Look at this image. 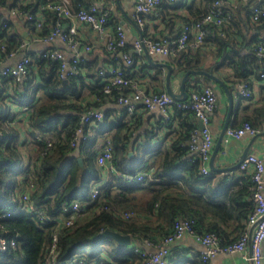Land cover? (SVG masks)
<instances>
[{
    "label": "trees",
    "instance_id": "16d2710c",
    "mask_svg": "<svg viewBox=\"0 0 264 264\" xmlns=\"http://www.w3.org/2000/svg\"><path fill=\"white\" fill-rule=\"evenodd\" d=\"M41 1L0 0V59L23 50L22 42L33 39V34L43 37L50 32L55 17L53 10H43L46 20L41 30L35 26ZM100 1L72 0V5L78 9ZM215 1L202 0L204 6L196 9L183 25L201 18ZM222 1L226 13L230 14L229 21L222 27L209 25L205 42L199 48L184 49L172 57L173 75L203 69L236 85L252 80L264 71V56L258 54L259 47H264V17L258 22L254 20V6L264 7V0ZM168 2L162 0L157 8ZM12 10L16 13L12 14ZM111 20L112 13L108 24ZM123 50L129 53L128 42ZM29 54L33 61L27 80L16 81L10 76L0 78V104L11 100L28 105L31 134H41L38 140L40 151L49 141L53 143L46 155L39 151L29 170L28 180L34 186L25 191L28 200L21 201L20 210L13 217L0 220V236L16 241L15 246L0 251V264H145V257L136 250H145L147 240L159 243L172 232L179 219H192L195 233L214 232L225 244L237 239L247 229L249 215L255 208L252 173L238 186L227 177L215 180V171L202 173L199 160L190 158L191 134L198 127L191 121L195 116L193 111L175 107L170 119L162 117L159 121L172 126L177 119L182 127L171 139V150L161 151L160 145L154 146L153 139L158 131L152 127L144 133L145 138L131 156L137 127L134 121L136 112L129 114L121 110L119 114L117 109L111 108L104 120L98 122L97 129L94 128L96 133L89 134L75 153L77 147L71 145L72 132L81 113L87 105H102L107 99L115 100L116 92H104L98 71H90L92 64L87 58L85 74L94 81L89 89L96 94V101L84 105L86 82L83 72L61 78L57 60L30 51ZM109 54L110 62L129 70L116 51H109ZM150 76L154 79L159 76L162 82L166 77L159 66ZM212 82L208 74H191L186 87L190 92L194 87L211 85ZM262 100V104L253 109L254 115L244 116L242 123L249 121L258 129L264 122V90ZM4 120L0 119V131L5 135L0 158V210L14 205L18 186L16 178L23 170L22 154L15 145L18 132ZM99 135L103 141L110 137L118 172L133 174L141 170L142 173L152 171V175L127 181L123 176L111 173L106 178L96 163L101 147L97 146ZM78 157H82V163ZM96 185L99 192L93 198ZM142 188L149 191L145 200L135 193ZM73 200H78L81 210L73 223L67 225L65 220L71 211L64 208ZM30 207L42 210L43 217L31 213ZM125 212L134 214L125 218ZM107 230L130 235L131 243L119 245L115 239L103 235ZM198 259L192 264L208 263ZM174 260L171 254L168 264Z\"/></svg>",
    "mask_w": 264,
    "mask_h": 264
},
{
    "label": "built area",
    "instance_id": "2783aa9c",
    "mask_svg": "<svg viewBox=\"0 0 264 264\" xmlns=\"http://www.w3.org/2000/svg\"><path fill=\"white\" fill-rule=\"evenodd\" d=\"M101 0L100 2H102ZM162 0H136L135 15L136 21L140 26L144 25V14L155 10ZM175 2L176 0H169ZM27 2L25 1L24 4ZM223 1L216 0L204 13V15L186 23L181 28L176 37L172 39L166 38H150L143 34L135 41V49L139 53L148 52L150 55H165L176 56L182 50L192 47L199 48L204 42L209 25L214 24L222 27L229 21L230 14H227L223 8ZM41 10L37 12L35 18L36 29L41 30L45 23L43 10L50 9L55 12V17L52 22L51 30L48 34L42 37L46 43H52L55 40L64 42L70 49L71 55L54 46L44 48L39 56L57 60L59 66V76L67 78L69 75L84 73L87 69L85 59L93 49L90 42H83L79 34V25L88 24L91 29L105 42V47L108 51L115 52L116 55L122 58L127 64H133L132 56L123 48L127 44V34L122 24H117L113 32L109 30L108 20L111 15L112 7L102 8L98 3L89 6H81L75 9L72 2L67 0H43L40 2ZM12 14L16 11L12 10ZM264 17V7L260 5L254 6V20L260 21ZM32 18V16H30ZM264 37V33H263ZM29 40L25 39L22 42V47L26 49L24 56L15 64L8 65L0 71V78L10 76L16 81H24L29 78L30 65L33 61L32 56L27 50ZM258 54L264 56V47L260 46ZM14 54H10L12 56ZM1 61V59H0ZM132 71H126L121 65L112 62L107 63L98 70L100 81L103 84V90L106 93L116 92L115 101L121 104L125 111L129 114L135 113L142 106L147 110H158L166 119H170L175 107L183 110L193 111L196 118L204 124L203 128L199 126L192 131L190 139V158L199 160L201 163V171L204 174H209L212 171L210 160L212 151L215 145V137L210 127V113L215 111L218 105V96L215 88L212 85H203L194 87L188 92V97L184 100H177L167 90L149 89L146 85L139 82L131 75ZM256 79L258 84L264 89V71L258 77L252 80L239 82L235 86L233 101L240 102L242 100H250L254 96V83ZM6 101V100H5ZM5 114L4 107L0 104V119H3ZM107 112L100 105H87L86 109L81 113L80 121L75 126L72 132L71 145L78 147L81 143L89 138L88 128L93 123H98L104 120ZM259 129L253 126L249 121L243 122L239 126L229 125L226 129V137L241 138L245 135H256ZM4 132L0 131V158L1 149H3ZM32 140L38 141L41 139L40 133H34ZM52 141L47 143L44 150H41V155H46L48 149L52 146ZM114 151L110 137H106L102 146L99 148L96 163L100 166L104 174H119L127 181L141 180L144 176H151L149 173H142L141 170L136 173L118 172L113 161ZM243 170L252 169V178L255 183L254 202L255 208L249 215L247 229L242 232L237 239L230 243H222L219 236L214 232H205L202 234L195 233L194 221L192 219L183 218L175 222L173 230L165 236L159 243L153 244L152 241H146V249L143 251L136 250L145 257V264H168L169 256L172 252L171 245L178 239L187 234H193L201 243L199 258L204 262H209L212 258L223 253H243L244 256L252 262V264H264V157L251 152L239 164ZM31 164L24 166L23 179L26 186L31 190L34 183L29 178V170ZM98 185L93 188L92 197L98 195ZM14 205L2 208L0 210V220L6 217H13L20 210L22 200H28V192L19 194L15 197ZM16 201L18 203H16ZM65 211H71V215L65 220V224L71 225L74 218L79 215L81 210L78 200H73L70 205H66ZM31 213L43 217L42 210H34L29 208ZM133 212H125V218L133 215ZM56 235L54 242H56ZM14 239L9 240L6 236H0V251L7 250L10 246H15ZM152 248L153 250H147ZM54 250V248H53ZM87 264V263H83ZM106 264V263H102Z\"/></svg>",
    "mask_w": 264,
    "mask_h": 264
},
{
    "label": "crops",
    "instance_id": "0c3cea01",
    "mask_svg": "<svg viewBox=\"0 0 264 264\" xmlns=\"http://www.w3.org/2000/svg\"><path fill=\"white\" fill-rule=\"evenodd\" d=\"M72 2V0H67ZM227 3H233L235 0H225ZM135 2L136 0H107V2H99L101 7L111 6L112 8V20L109 22V30L113 32L117 24H122L125 28L127 34V42L129 54L133 58V64L128 65L129 70L132 71L131 75L137 79L139 82L146 85L149 89H165L167 90L166 77L162 82L161 78H151L150 74H154L156 71V66L161 68V71L165 74L168 72V67L162 63L171 64L173 56L165 55H147L146 51L139 53L135 49V41L138 37H141L143 34L145 37L158 38L163 35L167 36L168 39H172L179 32L184 21L189 19L196 9L202 8L204 5L202 0H176L175 2H168L166 5H162L159 8L153 10L150 13L144 14V25L140 26L136 21L135 15ZM229 6V5H227ZM79 34L83 42H90L93 45V49L89 55L90 62L92 64L90 71L99 70L100 67L106 65L110 62L111 55L105 47V42L91 29L88 24L79 25ZM31 35V33H29ZM35 37L29 40V45L27 50L38 55L40 52L49 46L59 47L63 49L68 56L71 55V49L62 41L55 40L52 43H46L42 40V37H38L33 34ZM32 35V36H33ZM192 48V47H188ZM187 48V49H188ZM194 49V48H192ZM26 52V49H21L12 56L3 57L0 61V71L8 65L15 64L19 59H21ZM85 74V72H84ZM85 74V88L84 95V105L96 101V94L91 93L90 87L93 85V80L91 77L86 76ZM183 74L172 75L171 77V86L173 90L179 91L181 86V79ZM225 81L227 86L223 88L219 86L214 81L212 86L215 88L218 96V105L215 111L210 113L211 121L210 127L215 137V144L222 133L224 124L229 114V105H230V95H234L235 92V83L231 80ZM38 82V80H36ZM254 83V96L250 100H242L240 102L234 101V107L231 111L229 118V125L237 126L242 123L243 117L247 115H254L253 109L256 106L262 104L263 88L258 84L257 80H253ZM229 89V91H228ZM3 107L5 105V114L3 119L6 123H10L15 127L18 132V137L16 138L15 145L17 149L22 154L23 158V170L20 171L17 175V189L16 195L24 193L27 189L26 182L23 179L24 166L28 163L33 165L34 159L39 154V142L31 139L32 132L29 127V114L30 109L28 105H21L19 102H14L11 100H6L1 104ZM100 107L107 112L109 109H117L119 114L121 110H125L124 107L117 103L115 100L107 99L105 102L100 105ZM136 121L135 136L132 139L131 151L138 147V144L145 138L144 133L147 130H150L154 127L158 133L157 136L153 139L154 146H161V151L171 150V139L175 137L176 131L179 130L181 125L177 119L173 121L172 126L165 124L160 120L164 117L158 110H145L143 107H140L136 111ZM139 119V121H138ZM191 121L197 123L199 126V119L193 116ZM98 123H93L88 128V133L93 135L96 133V126ZM96 128V129H94ZM259 131L256 135H245L241 138L231 137L227 138L226 134L223 137L220 149L215 158V166L221 167L223 169L214 170L216 172L215 180L227 177V179H233L234 186H238L243 183V179H248V175L252 173V169L241 170L238 163L244 153L245 157L251 153H257L264 157V122L258 126ZM175 131V132H173ZM178 134V133H177ZM103 139L101 135L97 137V146L103 144ZM82 144V143H81ZM80 144V145H81ZM80 145L76 148V152ZM215 147V145H214ZM214 149V148H213ZM213 152V151H212ZM244 157V158H245ZM228 167V168H227ZM227 168V169H225ZM106 175V174H105ZM109 176L106 175L107 178ZM140 199L145 200L149 196V191L145 188L139 189L135 192ZM147 250H153L152 248ZM171 254L172 259L175 258V262H187L192 264L193 261L199 260V252L201 250V243L193 234H187L184 237L176 240L171 245ZM264 250V242H263ZM170 254V256H171ZM207 264H252L243 253H223L219 254L216 257L212 258Z\"/></svg>",
    "mask_w": 264,
    "mask_h": 264
},
{
    "label": "water",
    "instance_id": "95a60500",
    "mask_svg": "<svg viewBox=\"0 0 264 264\" xmlns=\"http://www.w3.org/2000/svg\"><path fill=\"white\" fill-rule=\"evenodd\" d=\"M147 55H149V58L151 57L150 54L148 52H146ZM163 65H166L168 67V72L166 74V87H167V91L172 95L174 96L177 100H184L188 97V90H187V87H186V82H187V79L189 78V76L191 74H208L210 75V77L213 79V81L215 83H217L219 86L223 87V88H226L227 89V86L225 84V81L223 79H221L219 76H217L215 73L213 72H207L203 69H190L188 71H186L183 75H182V79H181V86H180V89L179 91H175L173 90L172 86H171V77L173 75V67L171 64H168V63H162ZM229 91V89H228ZM234 107V101H233V97L232 95H230V105H229V114H228V117L226 119V122L224 124V127H223V130H222V133L221 135L219 136L216 144H215V147L213 149V152H212V155H211V160H210V166L211 168H213L214 170H220V169H223L221 167H217L215 166V158H216V155L220 149V146H221V143H222V140H223V137L226 133V129L227 127L229 126V118H230V114H231V111ZM199 127L200 128H203L204 127V124L202 123V121H199ZM134 153L133 151L130 152V155L132 156ZM246 153H244L238 163V165L240 164V162L244 159ZM78 160L80 163H82V157H78ZM228 168V167H227ZM225 168V169H227ZM103 235H106L108 237H111L113 239H115L119 245H128L131 243V236L128 235V234H122L118 231H113V230H107L103 233Z\"/></svg>",
    "mask_w": 264,
    "mask_h": 264
},
{
    "label": "rangeland",
    "instance_id": "374dc122",
    "mask_svg": "<svg viewBox=\"0 0 264 264\" xmlns=\"http://www.w3.org/2000/svg\"><path fill=\"white\" fill-rule=\"evenodd\" d=\"M87 250L89 249V247L86 248Z\"/></svg>",
    "mask_w": 264,
    "mask_h": 264
}]
</instances>
